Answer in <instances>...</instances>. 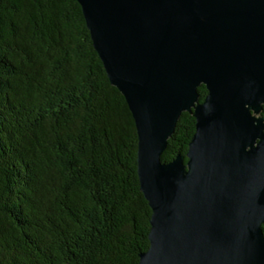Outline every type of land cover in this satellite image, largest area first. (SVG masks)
<instances>
[{
	"label": "water",
	"instance_id": "1",
	"mask_svg": "<svg viewBox=\"0 0 264 264\" xmlns=\"http://www.w3.org/2000/svg\"><path fill=\"white\" fill-rule=\"evenodd\" d=\"M77 2L137 130L139 264H264V0ZM184 112L195 134L165 163Z\"/></svg>",
	"mask_w": 264,
	"mask_h": 264
},
{
	"label": "trees",
	"instance_id": "2",
	"mask_svg": "<svg viewBox=\"0 0 264 264\" xmlns=\"http://www.w3.org/2000/svg\"><path fill=\"white\" fill-rule=\"evenodd\" d=\"M195 131L184 112L162 161ZM137 151L77 0H0V264H139L152 210Z\"/></svg>",
	"mask_w": 264,
	"mask_h": 264
}]
</instances>
